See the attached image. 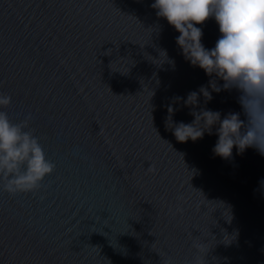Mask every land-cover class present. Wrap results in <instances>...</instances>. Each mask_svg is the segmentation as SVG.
I'll return each mask as SVG.
<instances>
[{
  "label": "water",
  "instance_id": "95a60500",
  "mask_svg": "<svg viewBox=\"0 0 264 264\" xmlns=\"http://www.w3.org/2000/svg\"><path fill=\"white\" fill-rule=\"evenodd\" d=\"M152 3L0 0L6 111L31 114L55 164L35 192L0 187V264H190V233L206 264H264V156L234 148L223 160L216 135L178 143L167 129L169 106L174 122H192L175 98L210 77ZM197 27L212 49L216 21ZM212 97L200 107L241 111L234 90Z\"/></svg>",
  "mask_w": 264,
  "mask_h": 264
},
{
  "label": "clouds",
  "instance_id": "9594fccd",
  "mask_svg": "<svg viewBox=\"0 0 264 264\" xmlns=\"http://www.w3.org/2000/svg\"><path fill=\"white\" fill-rule=\"evenodd\" d=\"M151 8L179 33L176 44L185 60L210 77L208 86L189 92L186 99L175 98L192 109L191 123L174 122L175 109L168 107L166 127L176 141L196 142L206 133L214 134L218 137L212 150L216 157L232 159L234 148L237 155L253 148L264 156V0H154ZM209 19L216 21L220 32L212 49L205 48L203 30L197 27ZM233 90L240 112L222 115L200 107L201 96L206 104L213 92ZM11 104L12 97L0 93V187L14 196L37 191L52 175L55 164L30 127L31 114L14 122L6 111ZM189 239L193 250L190 264H206L204 240L192 233Z\"/></svg>",
  "mask_w": 264,
  "mask_h": 264
}]
</instances>
